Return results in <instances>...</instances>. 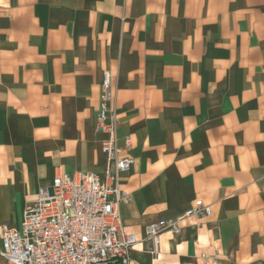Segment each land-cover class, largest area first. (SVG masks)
Here are the masks:
<instances>
[{
  "label": "crops",
  "instance_id": "0c3cea01",
  "mask_svg": "<svg viewBox=\"0 0 264 264\" xmlns=\"http://www.w3.org/2000/svg\"><path fill=\"white\" fill-rule=\"evenodd\" d=\"M105 70L132 140L125 230L211 210L133 264H264V0H0V227L56 173L102 174Z\"/></svg>",
  "mask_w": 264,
  "mask_h": 264
},
{
  "label": "built area",
  "instance_id": "2783aa9c",
  "mask_svg": "<svg viewBox=\"0 0 264 264\" xmlns=\"http://www.w3.org/2000/svg\"><path fill=\"white\" fill-rule=\"evenodd\" d=\"M115 99L112 76L105 70L94 123L102 136V174L56 173L26 206L18 228L0 227V257L5 264H133L131 253L140 241L156 254L163 233L177 235L186 218L211 214L198 199L180 217L149 223L141 240L125 230L119 207L129 203L130 195L121 189L119 178L134 159L129 153L130 136L118 137ZM200 259L203 264L217 262L216 256L205 253Z\"/></svg>",
  "mask_w": 264,
  "mask_h": 264
}]
</instances>
